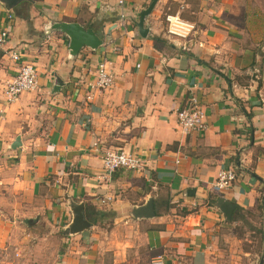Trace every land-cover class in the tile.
<instances>
[{"label": "crops", "instance_id": "crops-1", "mask_svg": "<svg viewBox=\"0 0 264 264\" xmlns=\"http://www.w3.org/2000/svg\"><path fill=\"white\" fill-rule=\"evenodd\" d=\"M149 3L0 2V29H8L0 50V251L33 237L31 260H45L38 264H149L155 255L165 264H217L231 222L217 200L234 204L232 215L256 208L264 186V0H156L141 36L137 22ZM175 12L194 25L185 40L165 35L164 18ZM56 23L90 28L100 43L73 53ZM101 59L113 81L96 91L89 85ZM21 62L34 67L36 90L6 103L3 86ZM191 96L204 111L200 134L176 123ZM104 150L128 153L143 168L107 177ZM219 169L236 176L222 191L212 188ZM148 200L151 217L142 213ZM79 206L89 226L70 233Z\"/></svg>", "mask_w": 264, "mask_h": 264}, {"label": "built area", "instance_id": "built-area-1", "mask_svg": "<svg viewBox=\"0 0 264 264\" xmlns=\"http://www.w3.org/2000/svg\"><path fill=\"white\" fill-rule=\"evenodd\" d=\"M120 4L121 1H118ZM12 14L7 15V20H11ZM165 35L172 41H180L188 38L194 31L192 21L183 18L178 12L168 13L165 16ZM8 38V29H0V50H2ZM14 61H20L21 56L17 51L9 54ZM110 62L107 59H101L94 68V80L89 85L96 91L110 89L113 81L112 73L109 68ZM35 69L30 63L18 65L16 72L11 76L3 86V100L6 103L15 101L22 93L32 92L36 89ZM175 118L178 129L184 134L205 132L206 124L204 111L196 97H189L186 104L175 111ZM101 161L103 173L110 177L115 171L120 169L139 171L143 168L142 160L131 156L123 151L101 152ZM236 180L235 172L230 169H219L212 188L222 191L228 188ZM109 197L100 198V202H109ZM149 264H165L164 257L155 255Z\"/></svg>", "mask_w": 264, "mask_h": 264}, {"label": "rangeland", "instance_id": "rangeland-1", "mask_svg": "<svg viewBox=\"0 0 264 264\" xmlns=\"http://www.w3.org/2000/svg\"><path fill=\"white\" fill-rule=\"evenodd\" d=\"M237 217L236 221L230 222L220 238L221 259L217 264H258L264 249V238L262 240L260 238L261 232H264V186L259 193L256 208L252 212L240 211ZM26 243L22 249H2L0 264H38L42 259L32 261L34 253L29 249L36 246L38 241L31 237ZM46 248L48 259L53 262L55 241L51 236ZM42 261H45L44 255Z\"/></svg>", "mask_w": 264, "mask_h": 264}, {"label": "water", "instance_id": "water-1", "mask_svg": "<svg viewBox=\"0 0 264 264\" xmlns=\"http://www.w3.org/2000/svg\"><path fill=\"white\" fill-rule=\"evenodd\" d=\"M20 1L22 2L26 0H0V2L4 3L9 8L16 6V4ZM155 3L156 0H151V3H149L148 6L140 13L139 22H137V30L141 36H144L146 33V29L142 27V22H144L145 17L149 13H151ZM54 27L64 31V33L67 34V36L69 37L70 50L73 53H77L83 45L97 47L100 43V40L90 28H82L75 24L64 23H56L54 24ZM17 145H19V141H16V143L13 144L12 147L15 148ZM217 204L219 206V210L224 213L225 217L228 220H230L232 215L231 211L234 208V204L228 202L227 200H224L223 198H219L217 200ZM81 212L82 208L80 206L77 207L73 212L74 220L72 222V225H70L69 227L70 233L80 232L81 230L89 226V222L84 219V216H82ZM142 213L145 216H153L152 203L149 200L146 203ZM258 264H263V259H260Z\"/></svg>", "mask_w": 264, "mask_h": 264}, {"label": "trees", "instance_id": "trees-1", "mask_svg": "<svg viewBox=\"0 0 264 264\" xmlns=\"http://www.w3.org/2000/svg\"><path fill=\"white\" fill-rule=\"evenodd\" d=\"M151 40H152V42L154 44H156L159 41L157 38H154V37ZM257 202H258V200H257ZM240 211H243V210L240 209V208H236L235 210H233V215H232L231 221H234V220L236 221L237 220V218H238L237 216H238ZM263 234H264V232L262 231L261 234H260L261 240L264 238ZM263 257H264V249H263V252H262L261 259H263Z\"/></svg>", "mask_w": 264, "mask_h": 264}]
</instances>
